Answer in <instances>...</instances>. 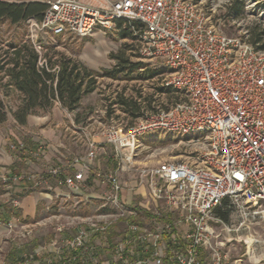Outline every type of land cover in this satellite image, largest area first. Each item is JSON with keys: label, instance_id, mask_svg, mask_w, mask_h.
<instances>
[{"label": "built area", "instance_id": "2783aa9c", "mask_svg": "<svg viewBox=\"0 0 264 264\" xmlns=\"http://www.w3.org/2000/svg\"><path fill=\"white\" fill-rule=\"evenodd\" d=\"M45 2L40 18L26 19V41L38 53L39 66L47 67L41 33L85 37L110 30L122 19L138 37L139 54L163 62L161 85L175 98L169 106L144 111L131 124L112 122L102 129L117 166L96 172L102 187L95 197L111 211L61 220L47 217L55 218L48 242L30 251L17 250L11 264H227L223 247L231 239L229 233L256 223V217L264 221V48L248 41L247 29L237 35L224 33L220 21L213 24L196 0ZM158 131L194 143L192 159L135 163L140 137ZM7 144L19 160H37L44 148L41 142L30 147L21 139ZM98 149L88 140L84 157L73 159L81 166L72 173H66L63 164L40 172L3 170L0 185L11 195L5 201L19 207L22 195L51 188L52 177L66 186L60 187V195L79 198L87 160H93ZM127 170L147 186L133 187L142 190L133 191L134 200L122 197L118 173ZM17 186L21 193L14 196ZM224 200L236 213L235 226L214 214ZM213 222L221 223L222 230ZM40 223L11 215L3 234L13 236L20 227L32 231Z\"/></svg>", "mask_w": 264, "mask_h": 264}, {"label": "rangeland", "instance_id": "374dc122", "mask_svg": "<svg viewBox=\"0 0 264 264\" xmlns=\"http://www.w3.org/2000/svg\"><path fill=\"white\" fill-rule=\"evenodd\" d=\"M196 1L207 10L213 24L220 21L221 28L228 35H237L258 23L264 27V14L260 15V12L264 9V6H262L263 0H245L243 17L232 18L228 22H225L220 15L225 11V5L232 0ZM26 24V21L15 25H11L8 21L0 24V51L5 49L10 42L18 40L20 36H23L26 40ZM119 31L120 29L117 26H113L110 30H99L85 37L40 34V41L44 49L43 54L46 56L55 58L62 54L98 72L103 69H110L115 63L116 60L110 57V53L123 54L130 61L141 63V68L137 72L131 73L128 77L122 76V74H119L117 78L98 76L93 93L82 97L79 106L71 111L72 121H68V117L60 116L66 122L61 129L59 137L62 138L64 143L62 147H64L65 153L69 154L71 158L84 157L86 153L85 129L91 133H101L102 129L108 125L106 123L103 128H83L87 116H90V119L105 121L113 119L116 123L128 125L133 123L144 111L169 106L174 101L175 96L172 92H162L160 90L162 77L166 71L163 62L158 58L148 59L141 56L138 52L140 45L138 37L121 38ZM146 71H156L157 74L151 78H141L143 76L142 73ZM0 94H2L1 88ZM16 96L17 94L13 91L10 93L7 98L9 105L15 104ZM119 96L126 98L131 103L129 105L131 112L123 110L121 105L116 102ZM134 103L139 106L138 110H133ZM31 115L41 116L43 111ZM75 117L77 118L76 121ZM15 125L17 124L14 122L12 115L7 112V118L0 123V133L5 135L8 142L12 138L10 132L17 135L21 140L25 137ZM194 147V143L188 142L185 136L161 131L150 132L140 137L134 161L137 164H153L163 159L190 161ZM105 148L114 158L112 146L106 145ZM114 162L116 165L117 160L114 159ZM102 163L101 172L106 173L109 171L107 168H110L112 163L107 165H105V162ZM37 190L45 191L46 188L41 187L40 189H34L32 192ZM13 195L16 196L17 193H13ZM10 197V194L3 193L2 199L7 201ZM50 197L49 200L40 199L37 202L33 216H25L28 221L40 220L41 222L32 231L20 227L16 229L13 236L6 238L3 234V223H0V264H11L17 250L26 249L30 251L36 245L48 242L55 230V218L47 220V217L50 218L54 215L61 220L67 215L84 216L95 215L102 211H111V207L108 204H104L99 197L80 199L71 194L68 197L60 194H53ZM162 205H164L163 202ZM22 215L24 216V214ZM256 219L258 221L253 224L250 223L249 227L229 233L228 236L231 239L223 247V251L227 254V264L238 259L241 260V264H264V221L260 217H256ZM223 222L229 226H235L237 223L236 213L232 207L228 219L223 220ZM216 224L217 230H222V224L218 222ZM118 228L119 230L124 228V221L119 223ZM22 233L25 236H22ZM238 237H241V240L235 239ZM253 239L258 241L253 242Z\"/></svg>", "mask_w": 264, "mask_h": 264}, {"label": "trees", "instance_id": "16d2710c", "mask_svg": "<svg viewBox=\"0 0 264 264\" xmlns=\"http://www.w3.org/2000/svg\"><path fill=\"white\" fill-rule=\"evenodd\" d=\"M262 6H264V0ZM45 8L46 2L43 0H0V24L8 21L11 25H15L28 18H40ZM244 13L245 0H232L225 5V11L220 17L228 22L232 18L243 17ZM133 24L136 25V23ZM116 26L120 29L121 38L134 36L126 20L119 19ZM247 31L248 41L255 48L263 49L264 27L258 23L248 28ZM42 56L46 59L47 67L38 65V53L23 36L15 42H10L5 49L0 51V88L2 89L0 123L7 118V112H10L16 124L26 125L30 114L48 110L55 100L67 110L73 111L79 106L83 95L96 88L98 76L117 78L119 74H122L128 77L141 68V63L132 62L123 54L110 53V57L116 60L115 63L110 69H103L100 72L89 69L81 62L62 54L55 58L45 54ZM155 74H157L156 71H146L140 77L146 79ZM160 90L170 92L169 88L160 87ZM12 91L17 94L16 102L9 105L7 98ZM116 102L123 110L131 112L129 110L131 103L126 98L119 96ZM134 104L133 110H138L139 106ZM10 140L16 141L12 138ZM23 141L28 146L31 145V142L25 138ZM17 160L11 165V171H19L20 160ZM3 207L4 213L0 218L5 217L4 221H7L11 215L21 214L20 209L10 203L4 204ZM230 209L231 205L224 200L221 206L214 209V214L222 220H227Z\"/></svg>", "mask_w": 264, "mask_h": 264}, {"label": "crops", "instance_id": "0c3cea01", "mask_svg": "<svg viewBox=\"0 0 264 264\" xmlns=\"http://www.w3.org/2000/svg\"><path fill=\"white\" fill-rule=\"evenodd\" d=\"M93 91L85 95H89L90 93H93ZM85 95H83V97ZM60 116L68 117L69 118L68 121H72L71 111L67 110V108L62 106L59 101L55 100L51 105V107L43 112V115L34 116L30 114L27 117L26 125H18V124L15 125V127L16 128L18 127L22 132V134L25 136L24 138L27 141L31 142L30 147H36L39 142L43 143L44 145L42 155L40 156L39 159L20 160L19 162L20 165L18 167L19 171L24 172L28 170H34L40 172V171H44L47 167L56 166L58 164H63L65 166L66 173H72L73 171L80 168L81 166L80 163H75V164L73 163V159L75 157L71 158L69 154L65 153V149H63L64 147H62L64 143L62 141V138L59 137V135L62 131L61 129L65 125L66 120H63ZM112 121L113 119H110L109 121L100 120V119H90V116L89 117L87 116L83 128H88V127L103 128L106 123L109 124L112 123ZM23 135L21 136L23 137ZM84 135L86 141L88 140L95 141L98 144L99 149L97 151L96 157L93 160H87V162L89 163V170L84 172L83 184L80 186L81 188L79 189L78 197L80 199L86 198V196H88L89 198L95 197L99 190V187H102V184H100V181L96 176V172L101 170L102 168L101 166V164H103L102 162H105V165H107L108 163H112L110 164L111 165L110 168H107L109 170H113V168L114 169L116 168L114 158L105 148L106 145H110V144L104 141V138L102 137L101 133L100 132L91 133L88 132L87 129H85ZM10 136L12 137V139L15 140L19 138L17 135H14L12 132H10ZM7 143H8V139L5 137L4 134L0 133V172H2L5 169H11L10 168L11 165L13 164L14 161H16L12 151L8 149ZM118 175L122 187H124L122 190V197L124 199L134 200L135 195H133L134 194L133 191L142 192L141 188H138L137 190H132L133 187H147L145 185H140L137 183L136 176L133 171H128V170L120 171ZM19 187L20 186H17L15 191L17 194L21 193ZM48 187L51 188L46 189L45 191L37 190L29 194L22 195L20 197V204L18 208L20 209L21 214H24V217L34 215L36 211V204L40 199L49 200V198H51L50 197L51 195L59 194L60 192L63 191V188L60 187H66V186L60 185L58 183V179L56 177H52ZM2 198H3V189L0 185V217L4 213L3 205L7 203ZM4 218L5 217L0 218V223H3V226H4ZM213 224L215 226L217 225L215 222H213Z\"/></svg>", "mask_w": 264, "mask_h": 264}]
</instances>
